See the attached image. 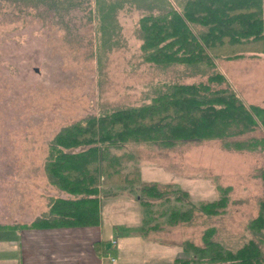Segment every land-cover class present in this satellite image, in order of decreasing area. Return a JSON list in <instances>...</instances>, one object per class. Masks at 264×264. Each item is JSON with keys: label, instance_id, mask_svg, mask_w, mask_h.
I'll return each instance as SVG.
<instances>
[{"label": "rangeland", "instance_id": "374dc122", "mask_svg": "<svg viewBox=\"0 0 264 264\" xmlns=\"http://www.w3.org/2000/svg\"><path fill=\"white\" fill-rule=\"evenodd\" d=\"M101 1L111 9L126 1L166 6L162 0ZM76 4L0 0V227L33 221L47 210L50 199L60 197L44 165L52 139L63 128L143 105L154 95L155 86L206 82L217 72L194 75L184 65L165 68L144 62L136 33L140 15L167 12V7L140 14L132 9L99 12L96 0ZM219 63L244 101L264 108V54ZM249 137L264 138V130L243 139ZM112 153L131 155L143 181L173 185L197 205L219 199V188L229 189L228 206L220 216L196 210L192 221L171 226L168 214L176 202L152 209L155 220L144 227L157 224L165 229L159 239L179 247L189 240L202 245V235L214 227L215 240L228 249L258 240L248 225L264 199V151H229L219 140H203L173 147L128 144ZM109 203H102L105 225L110 223Z\"/></svg>", "mask_w": 264, "mask_h": 264}, {"label": "trees", "instance_id": "16d2710c", "mask_svg": "<svg viewBox=\"0 0 264 264\" xmlns=\"http://www.w3.org/2000/svg\"><path fill=\"white\" fill-rule=\"evenodd\" d=\"M136 33L146 63L165 68L184 65L194 75L217 72L206 82L155 86L154 95L143 105L63 128L51 141L44 170L50 184L68 197L50 199L47 214L29 225H14V231L96 227L101 223L102 201L123 196L143 207L145 224L155 220L152 209L172 201L177 205L168 214L171 226L192 221L196 210L220 216L228 206V188H219V199L197 205L173 185L143 182L136 160L112 150L128 144L173 147L178 142L219 140L229 151H264V138L243 139L264 130V108L247 104L220 71L219 63L264 54L263 0H186L180 4L171 0L167 12L141 16ZM215 85L224 87L214 89ZM248 229L258 240L232 250L215 240L216 229L210 227L202 235V245L190 240L182 244L190 257L176 263L264 264V199Z\"/></svg>", "mask_w": 264, "mask_h": 264}, {"label": "crops", "instance_id": "0c3cea01", "mask_svg": "<svg viewBox=\"0 0 264 264\" xmlns=\"http://www.w3.org/2000/svg\"><path fill=\"white\" fill-rule=\"evenodd\" d=\"M96 1L99 12L105 8L112 10L110 12L132 9L141 14L162 12L164 7L167 10L171 7L169 0H162L166 3L164 7L126 1L112 9L107 3ZM76 2L70 0V7L76 6ZM67 197L61 192L59 198ZM119 199H107L110 201L106 209L110 220L107 225L103 219L102 203L106 201L103 200L101 223L96 227L24 228L16 231L15 224L0 227L3 228L0 229V264H177V260L190 257L182 248L183 243L179 247L180 244L159 239V234L165 229L158 231L155 227H144V209L137 201ZM48 210L47 205V210L38 218L47 214ZM33 221L18 225H29Z\"/></svg>", "mask_w": 264, "mask_h": 264}, {"label": "built area", "instance_id": "2783aa9c", "mask_svg": "<svg viewBox=\"0 0 264 264\" xmlns=\"http://www.w3.org/2000/svg\"><path fill=\"white\" fill-rule=\"evenodd\" d=\"M112 261H114V260H112Z\"/></svg>", "mask_w": 264, "mask_h": 264}]
</instances>
